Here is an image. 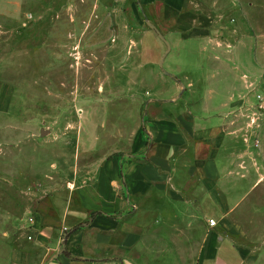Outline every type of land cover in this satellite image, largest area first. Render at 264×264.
<instances>
[{
  "label": "rangeland",
  "instance_id": "rangeland-1",
  "mask_svg": "<svg viewBox=\"0 0 264 264\" xmlns=\"http://www.w3.org/2000/svg\"><path fill=\"white\" fill-rule=\"evenodd\" d=\"M164 106L208 118L234 108L236 136L224 142L223 160L237 180L253 170L260 184L226 212L227 224L203 216L197 200L209 188L193 166L216 145L191 142L168 187L134 199L127 217L145 246L133 256L180 264L188 228L196 242L185 262L193 264L215 220L230 239L243 225L234 241L264 264V0H0V264L35 260L37 230L78 203L106 162H126Z\"/></svg>",
  "mask_w": 264,
  "mask_h": 264
},
{
  "label": "crops",
  "instance_id": "crops-1",
  "mask_svg": "<svg viewBox=\"0 0 264 264\" xmlns=\"http://www.w3.org/2000/svg\"><path fill=\"white\" fill-rule=\"evenodd\" d=\"M179 91L175 88L174 95H178ZM170 104L165 102L166 106ZM164 108L159 117L148 118L144 124L143 129L153 143V151L147 155L146 134L138 135L133 144V154L125 159L126 162L118 158L106 162L100 170L99 181L80 188L78 203L73 201L62 205L56 222H48L37 230L36 239L40 246L36 248L35 260L27 257L9 264H146L142 255L137 259L133 256L136 248L144 247L145 243L140 240L142 235L129 224L134 218H128L127 213L134 207L137 196H148L153 190L168 187L170 179L180 171V166L176 164L180 153L196 141L216 145L205 162L193 166L194 171L205 176L209 188L198 198V208L203 216L210 215L220 225L227 224L226 212L232 209L238 211L237 207L244 201L248 190H254L260 184V174L253 170L245 180H237L235 169L223 160L230 154L223 148L224 142L236 136V132L230 129L237 121L231 116L234 108L221 114L220 118L207 117L210 115L209 102L203 107L207 116L191 111L181 115L179 111ZM252 173L255 178L249 182L250 187L245 188V181L250 180ZM228 182L231 183L229 190ZM172 189L171 194L179 198L178 182L172 184ZM232 205L234 207L230 208ZM79 226L84 227L71 233ZM242 226L234 224V232L230 234L234 238L230 239L224 236L229 235L225 232L227 230L221 232L218 226L212 228L209 224L205 235L200 234V257L193 264H256L250 251L234 241L244 232ZM189 232L187 228L181 245H178L179 253L185 254L180 264H189L185 262L189 251L186 246H195L194 233ZM150 244L156 247L155 243ZM178 263V260L173 262Z\"/></svg>",
  "mask_w": 264,
  "mask_h": 264
},
{
  "label": "water",
  "instance_id": "water-1",
  "mask_svg": "<svg viewBox=\"0 0 264 264\" xmlns=\"http://www.w3.org/2000/svg\"><path fill=\"white\" fill-rule=\"evenodd\" d=\"M147 24L151 28V30H153L155 32V34L160 38V40H162L167 45V47H168L167 55H168L171 52V46H170L169 42L167 41V39L161 34V32L159 30H157V28L151 22H148ZM165 57L163 58V60L161 62V67H163ZM45 135H47V132L43 131L42 136H45Z\"/></svg>",
  "mask_w": 264,
  "mask_h": 264
},
{
  "label": "built area",
  "instance_id": "built-area-1",
  "mask_svg": "<svg viewBox=\"0 0 264 264\" xmlns=\"http://www.w3.org/2000/svg\"><path fill=\"white\" fill-rule=\"evenodd\" d=\"M32 223H34V220H32ZM210 226H211L212 228L216 227V226H217V222H216L215 220H211V221H210Z\"/></svg>",
  "mask_w": 264,
  "mask_h": 264
},
{
  "label": "trees",
  "instance_id": "trees-1",
  "mask_svg": "<svg viewBox=\"0 0 264 264\" xmlns=\"http://www.w3.org/2000/svg\"><path fill=\"white\" fill-rule=\"evenodd\" d=\"M122 178H124V176L122 175ZM84 226H79L77 228H75L74 230H72L71 233H74L75 231H78L79 229L83 228Z\"/></svg>",
  "mask_w": 264,
  "mask_h": 264
}]
</instances>
